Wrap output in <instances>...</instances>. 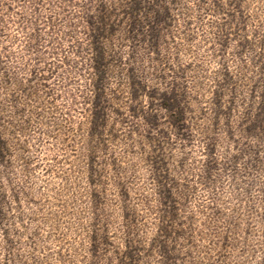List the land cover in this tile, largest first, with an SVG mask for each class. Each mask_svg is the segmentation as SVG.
Masks as SVG:
<instances>
[{"label": "rangeland", "instance_id": "rangeland-1", "mask_svg": "<svg viewBox=\"0 0 264 264\" xmlns=\"http://www.w3.org/2000/svg\"><path fill=\"white\" fill-rule=\"evenodd\" d=\"M135 1L0 0V264H264V0Z\"/></svg>", "mask_w": 264, "mask_h": 264}, {"label": "trees", "instance_id": "trees-1", "mask_svg": "<svg viewBox=\"0 0 264 264\" xmlns=\"http://www.w3.org/2000/svg\"><path fill=\"white\" fill-rule=\"evenodd\" d=\"M140 2L138 0H136L134 2V5L132 6V11L134 13H138L139 10H140ZM167 13V12H165ZM165 15H161L159 12L155 18V20H157L158 23H161L162 21L165 20ZM152 37L157 39L158 37V34H152ZM166 110H170L171 108L168 106V107H165ZM175 125L177 126V129L178 130H182V126L178 123V122H175ZM258 130H262L264 131V100H263V107L261 108V111L259 112V114L256 116V120L254 121L252 127L248 130L250 133H255L257 132Z\"/></svg>", "mask_w": 264, "mask_h": 264}]
</instances>
